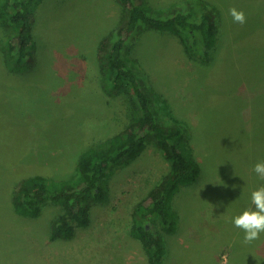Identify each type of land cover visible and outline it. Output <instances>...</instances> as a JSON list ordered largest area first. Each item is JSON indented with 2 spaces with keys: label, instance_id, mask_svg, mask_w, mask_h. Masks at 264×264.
I'll return each mask as SVG.
<instances>
[{
  "label": "rangeland",
  "instance_id": "1",
  "mask_svg": "<svg viewBox=\"0 0 264 264\" xmlns=\"http://www.w3.org/2000/svg\"><path fill=\"white\" fill-rule=\"evenodd\" d=\"M143 1L158 10L197 1L215 12L219 30L207 54L191 52L180 34L155 29L138 33L128 47L159 121L180 126L179 148L200 163L197 179L174 196L178 229L160 227L163 264H264V233L246 244L232 223L255 210L252 192L264 187L253 171L264 162V0ZM233 7L246 23L233 22ZM121 11L116 0H41L35 61L19 72L5 63L0 26V264H146L130 233L132 214L169 168L152 142L108 172L105 198L71 238H50L59 204L47 202L34 218L12 206L23 177L43 175L50 185L75 181L81 153L128 119L127 95L109 97L98 63L100 41Z\"/></svg>",
  "mask_w": 264,
  "mask_h": 264
},
{
  "label": "trees",
  "instance_id": "2",
  "mask_svg": "<svg viewBox=\"0 0 264 264\" xmlns=\"http://www.w3.org/2000/svg\"><path fill=\"white\" fill-rule=\"evenodd\" d=\"M40 1L0 0V26L6 32L5 63L12 72L26 70L35 61L33 28ZM116 1L122 7L120 18L116 28L100 41L98 63L109 97L127 95L128 119L121 122L119 131L81 153L75 181L50 185L43 175L23 177L14 185L12 206L17 215L34 218L47 202L59 204L61 212L51 223L50 238H71L77 226L89 224L92 205L105 198L103 181L108 172L136 160L152 142L161 150L169 168L135 205L130 233L140 241L146 264H163L165 245L160 227L170 234L178 229L173 199L182 185L197 179L200 163L179 148L180 126L159 121L143 78L128 61V47L138 33L155 29L180 34L193 53L206 52L218 42V21L215 12L203 11L197 1L185 9L167 10L155 9L143 0Z\"/></svg>",
  "mask_w": 264,
  "mask_h": 264
},
{
  "label": "clouds",
  "instance_id": "3",
  "mask_svg": "<svg viewBox=\"0 0 264 264\" xmlns=\"http://www.w3.org/2000/svg\"><path fill=\"white\" fill-rule=\"evenodd\" d=\"M229 14L233 18L234 23H246V16L243 11L231 8ZM253 171L258 177L264 180V162L255 164ZM252 203L255 205V210L248 209L242 214L233 218V225L236 228L243 230L244 243L250 244L260 238V234L264 233V187L252 192Z\"/></svg>",
  "mask_w": 264,
  "mask_h": 264
}]
</instances>
